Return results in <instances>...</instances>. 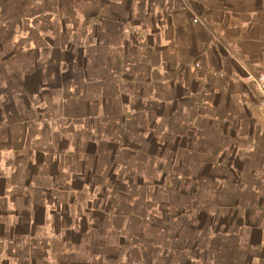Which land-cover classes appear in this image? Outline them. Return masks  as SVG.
Returning <instances> with one entry per match:
<instances>
[{
  "label": "rangeland",
  "instance_id": "rangeland-1",
  "mask_svg": "<svg viewBox=\"0 0 264 264\" xmlns=\"http://www.w3.org/2000/svg\"><path fill=\"white\" fill-rule=\"evenodd\" d=\"M228 14L261 33V67L235 86L244 103L215 98L217 110L247 113L222 140L204 125L187 149L179 114L193 101L160 85L162 44L199 38L189 23L219 28ZM247 74H264V0H0V174L8 167L14 186L10 231L26 242L13 254L264 264V104Z\"/></svg>",
  "mask_w": 264,
  "mask_h": 264
},
{
  "label": "crops",
  "instance_id": "crops-1",
  "mask_svg": "<svg viewBox=\"0 0 264 264\" xmlns=\"http://www.w3.org/2000/svg\"><path fill=\"white\" fill-rule=\"evenodd\" d=\"M227 17L229 18L226 19L227 25L221 26L218 21L219 28L213 26L205 16L196 18V22L189 23V27L199 38L190 36L188 41L182 38L180 43L169 45L171 48L167 47V42L162 44L161 54L165 57L162 58L163 64L160 67L163 74L160 85L166 89L177 84L182 90L183 99L193 101L190 110L183 109L179 114L185 118V123L189 127L187 131L190 145L184 147L187 149L197 148V141L202 139L201 136L197 137V133L205 130L204 125L213 126L217 131V139L222 140L228 132L226 128L231 118L247 113L245 107L236 113L232 110H217L214 107L215 98L221 103L230 101L244 103L246 99L243 97L244 93L235 91V86L245 88L247 84L241 77L242 72L245 74L249 72L248 70L261 67V33L252 35L247 32L249 22H238L233 14H228ZM186 47L191 49V55L183 56ZM167 56L170 64L166 62ZM196 64H199V68H194ZM167 70L170 76L166 75ZM185 70L192 75L190 82L182 78V72H186ZM209 70L223 72V76L210 75ZM175 71L178 75L171 77L170 72ZM4 167L1 168L3 170L0 174V178L6 179V182L0 181V264H26V261L29 264H36L31 258L32 252L28 255L13 254L16 247L26 242L23 238L19 239V235L16 238L10 231L19 223L18 209L13 199L14 186L7 183L11 172L8 167L4 170ZM31 223L36 222H28Z\"/></svg>",
  "mask_w": 264,
  "mask_h": 264
},
{
  "label": "built area",
  "instance_id": "built-area-1",
  "mask_svg": "<svg viewBox=\"0 0 264 264\" xmlns=\"http://www.w3.org/2000/svg\"><path fill=\"white\" fill-rule=\"evenodd\" d=\"M247 80L251 82L261 93L262 103L264 104V74H259V75H251L247 74Z\"/></svg>",
  "mask_w": 264,
  "mask_h": 264
}]
</instances>
